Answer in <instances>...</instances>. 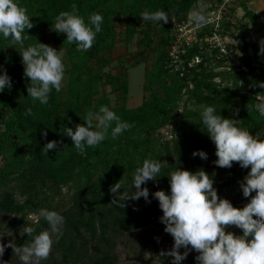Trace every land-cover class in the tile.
<instances>
[{"label":"trees","instance_id":"16d2710c","mask_svg":"<svg viewBox=\"0 0 264 264\" xmlns=\"http://www.w3.org/2000/svg\"><path fill=\"white\" fill-rule=\"evenodd\" d=\"M199 1L0 0V218L16 232L0 233L6 262L117 264V238L133 232L196 264H264V45L249 42L247 23L264 29V11L240 1L244 17L224 14L222 35L242 45L217 71L219 47L185 44L176 61L167 50ZM118 23L126 44L142 34L131 65L158 52L149 93L131 107L128 66L106 70ZM59 49L71 63L65 91L60 71L43 68ZM105 84L121 104L99 94ZM235 227L252 245L228 248Z\"/></svg>","mask_w":264,"mask_h":264},{"label":"rangeland","instance_id":"374dc122","mask_svg":"<svg viewBox=\"0 0 264 264\" xmlns=\"http://www.w3.org/2000/svg\"><path fill=\"white\" fill-rule=\"evenodd\" d=\"M240 1H245L248 7L256 12L264 11V0H231L230 7H234V17H238L241 19L244 17V9L240 4ZM211 1L210 0H200L196 7H194L188 14L187 19L182 21L179 24H176L175 27L171 30L175 35V40L172 45L167 46V50L172 54L176 55L178 51L182 48L183 44L187 43L191 45L194 42H198V44L202 45L205 49V52H210V48L212 47L211 43L213 41L210 38L209 34L201 35L205 27L210 24H201V21L207 19L208 15H211ZM206 16L204 19L203 16ZM233 17V19H234ZM247 20V19H246ZM245 22V21H244ZM251 31H249V42H257L264 45V29H261L258 25H253L250 21L247 22ZM140 28V27H139ZM118 36L117 42L112 50H109L107 53H111V56L115 58L110 66L106 68V70H110L114 74H120L122 72V68L128 66V95H127V105L129 107L136 106L142 102L144 96H147L148 91L144 90V72L145 69H149L155 63L158 52L149 50L146 56V59H142L139 63L135 65H131L135 63L136 53L138 50L142 48L137 46V40L142 36L141 33H137L133 41L129 44H126L124 41L125 31L124 28L117 24ZM231 32L235 34H239V29L234 28ZM222 39L220 42L221 45L226 46L225 50L220 49V52L226 53V62L223 66H217L215 69L217 71L228 69V65L230 60H232L233 55H240V46L242 42L239 37L232 35L231 33H225L222 35ZM158 38H156V45ZM20 41H11L10 44L19 43ZM12 48V46H11ZM252 49H250L249 53L252 54ZM141 59V58H140ZM199 58H195L194 62H197ZM217 62L215 60L212 61V65H215ZM131 65V66H130ZM71 63L69 56L66 50L59 49L54 53L53 58H49L47 62L44 64V70L48 69H56L60 71V81L64 91L66 90L69 73L68 68H70ZM216 81H221L220 77L215 78ZM106 93L108 97L111 99L112 104H121L122 97L121 94L117 91L111 90V85L105 84L100 85L99 94ZM187 93L183 95V99L180 101V106L176 113V118L180 116L183 111V101ZM192 102V100L190 101ZM96 125L99 126L101 121L104 119V116H97ZM175 122L169 124L163 132L162 135L166 137H170V133L172 132V128ZM31 218L37 217L35 214L30 215ZM193 227H195L194 233L195 236L200 237L203 232L204 220L201 217H197L196 221L193 222ZM236 228V227H235ZM3 232L7 236H15V230H8L4 228L1 218H0V233ZM230 238H233L235 241L234 244L228 246L229 249L233 248H241L252 245L247 241V239L240 235L237 231V228L233 233H231ZM238 239V240H237ZM198 239H192V243L197 242ZM7 245L0 246V264H29L30 258L29 256H24L22 258H15L13 256L11 260L6 262L7 256ZM115 252L118 255L119 259L117 264H164V260L161 257L167 256L171 260V264H196L194 262H190L189 259L182 255L180 251L174 249L169 244L163 247L153 246L152 244H145L144 234L138 233L135 234L133 232H129L128 234H120L117 238V246L115 248ZM212 264V263H210Z\"/></svg>","mask_w":264,"mask_h":264},{"label":"built area","instance_id":"2783aa9c","mask_svg":"<svg viewBox=\"0 0 264 264\" xmlns=\"http://www.w3.org/2000/svg\"><path fill=\"white\" fill-rule=\"evenodd\" d=\"M230 2H231V0H221V2L211 11L212 12L211 15H208L207 19H205L204 21H201V24H206V25L210 24V26L212 28V30L209 34L211 40L213 41V43H211V45L214 47H219L220 49H223V50H225L226 46L221 45V43H220V42H222L221 39L223 37L222 32H221L223 30L222 20L224 18V14L229 11ZM185 44H187V43H185ZM185 44H183L182 48L179 51H185V47H184ZM179 51L176 55H172L170 53L172 55V57L174 58V61H176L178 59ZM234 56H236V55H233L231 57L232 60H230V61H233ZM234 63L237 66H239L241 64L240 60L238 58H235Z\"/></svg>","mask_w":264,"mask_h":264}]
</instances>
